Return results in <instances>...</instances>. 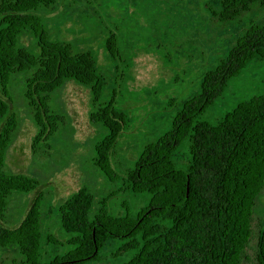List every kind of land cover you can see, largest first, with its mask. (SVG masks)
<instances>
[{"label":"trees","instance_id":"obj_1","mask_svg":"<svg viewBox=\"0 0 264 264\" xmlns=\"http://www.w3.org/2000/svg\"><path fill=\"white\" fill-rule=\"evenodd\" d=\"M260 0H222L219 19L234 20ZM55 0H0V247H18L22 264L100 263L103 251L119 242L118 253L132 254L125 264H247L255 244L254 264H264V223L255 228L258 199L264 192V94L239 104L216 124L202 116L221 97L228 83L254 61L264 59V24L251 25L225 51L224 59L208 71L199 95L185 103L171 129L148 145L125 180L135 196L147 195L136 215L118 217L105 204L91 216L95 197L86 187L60 206L61 228L72 239L65 254L42 263V204L40 183L5 168L12 137L18 127L10 84L28 75L25 99L33 113L34 152L47 147L64 118L49 106L52 94L67 82L88 87L93 125L107 130L95 147L94 166L110 182L119 178L112 155L125 131V118L111 103L100 104L105 78L91 53L75 52L70 44L51 40L40 16ZM33 35L37 51L20 41ZM116 59V38L107 39ZM14 192L37 193L23 221L4 225ZM115 244V243H114Z\"/></svg>","mask_w":264,"mask_h":264},{"label":"rangeland","instance_id":"obj_2","mask_svg":"<svg viewBox=\"0 0 264 264\" xmlns=\"http://www.w3.org/2000/svg\"><path fill=\"white\" fill-rule=\"evenodd\" d=\"M41 8L40 16L51 40L70 44L75 52L91 53L99 74L106 80L100 104L111 103L125 118V131L112 155L119 178L110 182L94 166L95 147L107 135L103 125H93L89 114L92 93L88 87L67 82L52 94L49 106L64 118L49 146L32 149L36 136L33 113L25 99L28 75L13 77L10 94L18 120L7 155L5 170L24 174L40 183L42 204V263L65 254L71 247L61 228L59 206L82 187L95 197L91 216L105 204L108 212L121 217L136 215L146 206L147 195L135 196L124 188L143 150L167 133L183 105L201 92L204 75L216 68L225 51L251 25L264 24V0L234 20L222 23V0H55ZM116 38L118 57L107 50V39ZM20 43L33 52L37 41L31 34ZM264 94V59L254 61L228 83L223 95L202 116L216 124L239 104ZM14 192L4 225L17 227L37 193ZM264 223V192L254 215L256 230ZM115 243V244H114ZM111 243L100 263L125 264L132 254L118 253L119 242ZM249 251L254 264L255 244ZM18 247H0V264H22Z\"/></svg>","mask_w":264,"mask_h":264}]
</instances>
